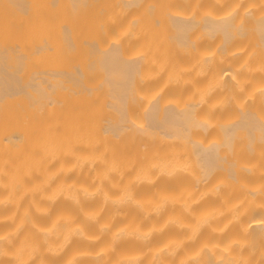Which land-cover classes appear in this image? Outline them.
I'll return each instance as SVG.
<instances>
[{
    "label": "bare ground",
    "instance_id": "1",
    "mask_svg": "<svg viewBox=\"0 0 264 264\" xmlns=\"http://www.w3.org/2000/svg\"><path fill=\"white\" fill-rule=\"evenodd\" d=\"M261 69L264 0H0V156L13 163L38 157L39 144L50 138L79 140L78 152H88L84 142L97 143L125 159L171 163L175 175L154 187L194 188L202 196L197 210L223 212V232L203 228L179 256L203 248L190 264H222L219 248L243 237L249 245L240 254L255 249V261L264 249ZM71 207L61 196L53 215ZM137 216L129 208L124 222ZM49 220L37 217L42 226ZM162 240L154 236L152 244Z\"/></svg>",
    "mask_w": 264,
    "mask_h": 264
},
{
    "label": "clouds",
    "instance_id": "2",
    "mask_svg": "<svg viewBox=\"0 0 264 264\" xmlns=\"http://www.w3.org/2000/svg\"><path fill=\"white\" fill-rule=\"evenodd\" d=\"M260 91L264 92V82ZM79 143L49 138L39 144L38 157L22 156L13 163L0 156V190H7V195L0 194V213L12 208L10 214H0V225H11L0 227V264H55L57 257H62L60 264H84L86 258L89 264H190L204 249L180 257L186 243L205 227L213 233L223 232L218 226L222 211L194 207L202 199L196 189L172 193L154 187L161 177L175 175L171 163L125 159L107 147L98 148L97 143L84 142L88 152H78ZM15 151L22 152V146ZM56 161L59 165L53 168ZM71 173L76 179H67ZM34 175L39 179H33ZM25 178L32 183H26ZM141 185L152 187V191L137 195ZM210 191L215 194L218 189ZM61 196L72 207L53 215V205ZM92 200L99 203L85 207V202ZM129 208L138 216L124 222ZM37 217H50L49 223L42 226ZM118 220L122 223L117 224ZM89 226H94L93 232ZM170 230L175 234L166 235ZM154 236L163 237L159 245L152 244ZM74 241L98 247H74ZM123 241L138 247L123 251L119 248ZM246 245L249 241L243 237L229 240L219 248L217 260L222 264H260L264 249L253 261L250 257L255 249L247 256L240 254Z\"/></svg>",
    "mask_w": 264,
    "mask_h": 264
}]
</instances>
